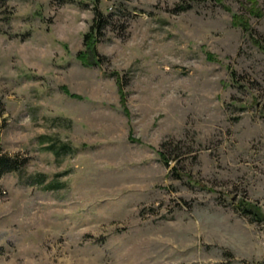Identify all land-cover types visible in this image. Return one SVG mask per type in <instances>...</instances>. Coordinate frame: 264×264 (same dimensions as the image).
Instances as JSON below:
<instances>
[{
	"label": "rangeland",
	"instance_id": "1",
	"mask_svg": "<svg viewBox=\"0 0 264 264\" xmlns=\"http://www.w3.org/2000/svg\"><path fill=\"white\" fill-rule=\"evenodd\" d=\"M0 154V264H264V0H0Z\"/></svg>",
	"mask_w": 264,
	"mask_h": 264
},
{
	"label": "trees",
	"instance_id": "2",
	"mask_svg": "<svg viewBox=\"0 0 264 264\" xmlns=\"http://www.w3.org/2000/svg\"><path fill=\"white\" fill-rule=\"evenodd\" d=\"M101 15L98 11H94V16L92 19V23L90 24L89 27V33L85 35L84 37H87L88 40H93L95 39V34L97 33V30L101 26ZM79 58L81 60L85 61L84 57L79 55ZM162 154V153H160ZM18 169V165L15 162L14 159L9 158L5 155L0 154V175L9 172V171H16ZM56 184H51V186H55ZM242 214L247 215L250 217L252 220L255 221H261L260 215L256 212L254 207L250 204H242L238 207Z\"/></svg>",
	"mask_w": 264,
	"mask_h": 264
}]
</instances>
